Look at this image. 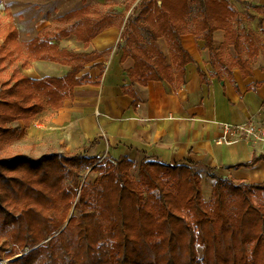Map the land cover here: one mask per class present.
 <instances>
[{
	"label": "trees",
	"instance_id": "1",
	"mask_svg": "<svg viewBox=\"0 0 264 264\" xmlns=\"http://www.w3.org/2000/svg\"><path fill=\"white\" fill-rule=\"evenodd\" d=\"M241 4L248 7L243 8L248 19L258 20L259 33L235 24L240 12L230 0H140L123 23L124 13H116L122 26L116 43L120 61L127 57L134 61L124 72L129 84L121 86L133 98V106L137 103L133 84L184 82L185 66L193 61L181 43L185 31L201 39L209 54L211 71L207 75L197 70L202 83L208 84L210 77L233 80L234 68L243 78L252 76L251 60L259 53L264 58V29L263 18L249 8L264 16V5ZM72 18L79 19L73 33L84 46L113 25V14L91 18L85 7L59 17ZM216 30L223 32V46L235 53L228 59L224 47L214 43ZM61 35L69 32L61 30ZM160 38L168 45V58L157 47ZM0 39L2 149L19 133L9 123L20 121L27 129L44 110L57 111L74 87L97 86L104 65L94 64L100 74L91 81L81 72L96 58L94 51L58 48L45 34L21 45L11 23ZM29 60L53 61L69 70L60 77L33 79L14 66L19 61L25 68ZM7 64L10 69L4 73ZM263 83L264 79L247 85L246 91ZM263 158L262 153L253 154L230 167H250ZM191 163L149 160L144 154L135 178L133 161L126 155L100 158L52 152L37 158L24 153L0 158V260L22 253L0 264H264V180L222 178L203 160L213 180L205 200L200 175ZM83 169L96 173L92 182L81 181ZM2 233L8 238L2 240Z\"/></svg>",
	"mask_w": 264,
	"mask_h": 264
},
{
	"label": "crops",
	"instance_id": "2",
	"mask_svg": "<svg viewBox=\"0 0 264 264\" xmlns=\"http://www.w3.org/2000/svg\"><path fill=\"white\" fill-rule=\"evenodd\" d=\"M139 1L129 0V3L127 0H1L0 7L7 16L6 22L10 23L12 20L16 26L17 40L21 45L37 34H45L49 42L56 43L58 48L75 52L94 51L96 58L86 63L81 72L88 73L91 81L100 74L94 64L100 62L104 65L105 71L102 72L99 84L74 87L72 96L63 100L62 106L55 111L53 117L60 123L72 126L73 130L76 129L83 142L90 140L92 144L98 133L104 134L105 138L99 135L100 139L93 141L87 154L95 155L96 152L104 150L102 142L105 141L106 145L109 143L106 148L111 158L126 155L133 161V166L136 165L135 161L139 163L144 154L149 160L170 164L189 160L192 161L190 165L194 169L197 165L206 168L202 164L203 160H206V165L212 168V173L222 178L242 179L249 183L263 181L264 158L250 167L230 166L248 161L253 154H259L258 151L262 153L264 146L254 148L244 141L230 145L215 143L224 122L239 123L251 117H259L264 126V83L246 91L247 85L264 79L263 56L259 53L251 60L252 76L243 78L240 71L234 68L233 80L224 77L219 81L210 77L209 83L204 84L197 70L200 69L208 75L211 71L209 54L203 48L201 39L185 31L181 35V43L193 61L185 66L184 82L169 84L164 81H149L145 86L133 84L131 89L137 98V103L133 106V98L123 93L121 86L129 84L124 72L133 66L134 61L130 57L120 61L121 51L116 49V43L122 26H118L120 19L118 21L115 15L124 13L123 23ZM230 2L238 11H241L237 8V5L241 6V2L264 5L254 3L253 0ZM126 5H129V8L125 11ZM80 7H85L86 16L91 18H100V12L105 13L107 8L115 10L113 25L104 27L86 46L77 40L73 33L79 19H59L66 12ZM241 8L243 10V7ZM249 12L263 18L261 28L264 29V16L251 8ZM250 21L251 28L257 32L258 24L254 25V21L258 23V20ZM62 23L72 29L63 27ZM61 30L68 31L69 35L62 36ZM213 39L216 46H223L221 30L213 33ZM156 44L168 58L166 41L160 38ZM223 47L231 55L235 54L230 46ZM106 50L109 52L106 53ZM19 70L33 79H39L44 76H63L69 66L49 60H29L27 66L20 67ZM46 110L52 112L50 109ZM243 157L244 160H240ZM212 182L211 179L206 199L210 197Z\"/></svg>",
	"mask_w": 264,
	"mask_h": 264
},
{
	"label": "rangeland",
	"instance_id": "3",
	"mask_svg": "<svg viewBox=\"0 0 264 264\" xmlns=\"http://www.w3.org/2000/svg\"><path fill=\"white\" fill-rule=\"evenodd\" d=\"M127 1L129 2V0ZM253 2L262 4L264 3V0H253ZM246 4H250V2H246ZM241 7L243 8L246 7V9L248 8L247 5H244V4H241V6L237 5V8L240 9L241 11H239L240 12V15L238 16L239 20H237V23L235 24H237L239 28H241L240 25H243L242 27L244 28L245 27L251 28V25L249 22H251L250 20H253V19H248L246 15L244 14V10H242ZM113 11H115L113 8H107V10H105V13L103 11L100 12L99 17L107 13L114 14ZM3 12L4 11L0 7V35L3 33L4 28L7 24L6 22L7 16ZM119 19H121V17L118 18V21ZM10 23H12V20H10ZM73 23H76V22L73 21ZM62 24L64 25L63 27H67L68 29L71 28L69 25H66V23H62ZM191 24L192 23L189 19L188 25L191 26ZM255 24H258V28H259V23H257V21H254V25ZM257 33H259V31H257ZM0 42H1V39H0ZM108 52L109 50H106V53ZM223 55L226 59H228V57L231 54L230 52L225 50L223 51ZM19 65H20L19 61L14 63V66L18 69L20 68ZM104 68H103V73L105 71ZM9 69H10V66L7 64L4 70L5 71L4 73L8 72ZM55 114L56 112H50L49 110H46V111L44 110L42 113L38 114L32 119L30 126L27 129H23V124L20 121H14V122L9 123V125L11 126L18 127L19 133L15 137H12L4 145V147L0 149V158H9L14 155L22 154V153L32 158H37L43 154H48L52 152H57L61 155H69L73 153H86L87 154L89 148L93 145L94 142L97 141L96 139H100L101 133L100 134L98 133L97 137L93 139L94 142L92 144H90V140L88 142H83V140L80 137V133L76 129L73 130L72 126L68 124H64L63 122L60 123V121L58 120H54L53 117H55ZM253 119H255L257 122L262 121V120H259L260 119L259 117L258 118L254 117ZM102 143H103L104 150L96 152L95 155L99 156L100 158L102 157L111 158L109 154V150L108 148H106L109 143L107 142V145L105 141H103ZM249 144L252 145L254 148L256 147L261 148L264 146V141H259L257 143L250 142ZM256 153H257V150H256ZM258 153L261 154L259 151ZM259 154H256V155H259ZM262 154H264L263 150H262ZM116 155L117 154L115 153V156ZM244 158L245 157H243V159L241 158L240 160H244ZM135 162H136V165L131 168V175L136 178L138 161H135ZM195 169H197L200 175V178H201L200 183H201V190H202L203 198L207 200L206 199V195L208 191L207 187L209 186V181L211 180V178L207 176L206 168H203L197 165L195 166ZM95 175L96 173H94L93 171H90V169H83L80 174V179L82 182H85V183L92 182ZM7 238L8 237L5 234L3 233L1 234L2 240H5ZM8 247H10V245H8ZM197 247L199 251L198 254H201V247L198 244H197ZM22 250L26 252L28 249L26 247V248H23ZM18 251H21V249H19ZM21 254L22 253H18L9 258L8 257L4 258L3 260H0V263H4L8 260L15 259L19 257Z\"/></svg>",
	"mask_w": 264,
	"mask_h": 264
},
{
	"label": "built area",
	"instance_id": "4",
	"mask_svg": "<svg viewBox=\"0 0 264 264\" xmlns=\"http://www.w3.org/2000/svg\"><path fill=\"white\" fill-rule=\"evenodd\" d=\"M220 130L215 139L217 144L230 145L239 141L247 143L264 141V126L253 118H248L239 123L224 122L221 124ZM101 135L104 137L103 133Z\"/></svg>",
	"mask_w": 264,
	"mask_h": 264
},
{
	"label": "water",
	"instance_id": "5",
	"mask_svg": "<svg viewBox=\"0 0 264 264\" xmlns=\"http://www.w3.org/2000/svg\"><path fill=\"white\" fill-rule=\"evenodd\" d=\"M263 153H264V149H263ZM226 168H229V166H226Z\"/></svg>",
	"mask_w": 264,
	"mask_h": 264
}]
</instances>
